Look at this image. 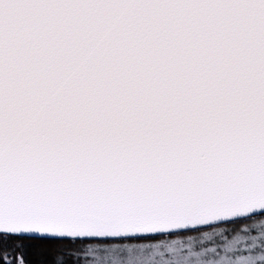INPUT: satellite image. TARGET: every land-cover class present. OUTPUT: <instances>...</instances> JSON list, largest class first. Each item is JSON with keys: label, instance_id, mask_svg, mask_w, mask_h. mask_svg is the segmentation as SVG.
Here are the masks:
<instances>
[{"label": "snow or ice", "instance_id": "snow-or-ice-1", "mask_svg": "<svg viewBox=\"0 0 264 264\" xmlns=\"http://www.w3.org/2000/svg\"><path fill=\"white\" fill-rule=\"evenodd\" d=\"M0 233L264 264V0H0Z\"/></svg>", "mask_w": 264, "mask_h": 264}, {"label": "trees", "instance_id": "trees-1", "mask_svg": "<svg viewBox=\"0 0 264 264\" xmlns=\"http://www.w3.org/2000/svg\"><path fill=\"white\" fill-rule=\"evenodd\" d=\"M230 225V224H219ZM213 227V226H210ZM200 228L201 230L208 229ZM195 231H183L180 234L194 233ZM176 236L171 234L157 235L151 240L133 241L135 243L159 240L166 237ZM17 235L0 234V264H19L23 259L25 264H52L55 244L42 238L23 236L18 239ZM94 239H83L80 243H96ZM71 255V253L69 252ZM72 256V255H71Z\"/></svg>", "mask_w": 264, "mask_h": 264}, {"label": "rangeland", "instance_id": "rangeland-1", "mask_svg": "<svg viewBox=\"0 0 264 264\" xmlns=\"http://www.w3.org/2000/svg\"><path fill=\"white\" fill-rule=\"evenodd\" d=\"M219 228H223V227H232V225H221V226H217ZM212 231V227L205 229V230H201L202 232H211ZM201 233L198 232H194V233H188V234H179L176 236H172V237H166L163 239H159V240H153V241H147V242H141V243H157L159 241H172V240H187V238L189 236H200ZM215 239V237H214ZM204 243H208L207 240H204ZM89 244H95V243H77L76 245L73 246L72 249L68 250L71 253V264H94V253L93 251H90L88 248ZM209 246H213V245H209Z\"/></svg>", "mask_w": 264, "mask_h": 264}, {"label": "water", "instance_id": "water-1", "mask_svg": "<svg viewBox=\"0 0 264 264\" xmlns=\"http://www.w3.org/2000/svg\"><path fill=\"white\" fill-rule=\"evenodd\" d=\"M221 223H226V222H221ZM210 226H213V225L198 226V227H199V228H206V227H210ZM183 231H188V230H179V232H183ZM0 234H4V233H0ZM165 234H171V233H164V234H149V235L157 236V235H165ZM9 235L28 236V237L41 238V234H32V233H27V234H9ZM83 239H91V238H83Z\"/></svg>", "mask_w": 264, "mask_h": 264}]
</instances>
